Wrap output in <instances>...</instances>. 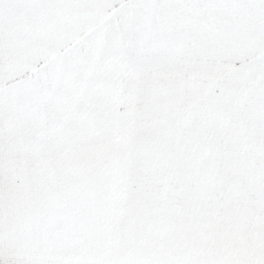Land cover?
I'll list each match as a JSON object with an SVG mask.
<instances>
[{
    "label": "snow or ice",
    "instance_id": "snow-or-ice-1",
    "mask_svg": "<svg viewBox=\"0 0 264 264\" xmlns=\"http://www.w3.org/2000/svg\"><path fill=\"white\" fill-rule=\"evenodd\" d=\"M0 264H264V0H0Z\"/></svg>",
    "mask_w": 264,
    "mask_h": 264
}]
</instances>
